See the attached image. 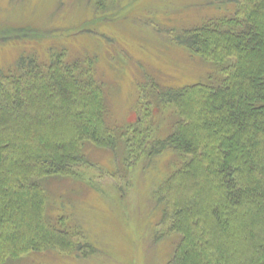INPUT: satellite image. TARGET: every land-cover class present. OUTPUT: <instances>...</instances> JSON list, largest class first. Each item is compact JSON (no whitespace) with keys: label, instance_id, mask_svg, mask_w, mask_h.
<instances>
[{"label":"trees","instance_id":"1","mask_svg":"<svg viewBox=\"0 0 264 264\" xmlns=\"http://www.w3.org/2000/svg\"><path fill=\"white\" fill-rule=\"evenodd\" d=\"M87 1L95 17L120 7ZM217 1L232 9L171 35L224 79L155 86L139 121L123 128L106 122L93 60L48 48L54 30L0 34V43L31 41L43 52L25 49L0 66V264H37L39 254L53 251L78 259L99 253L85 231L56 216L85 179L82 167L94 166L85 142L123 150L126 162L174 155V169L152 197L163 212L160 225L180 237L166 264H264V0ZM165 110L174 124L159 138L148 124ZM67 179L68 189H54Z\"/></svg>","mask_w":264,"mask_h":264},{"label":"rangeland","instance_id":"2","mask_svg":"<svg viewBox=\"0 0 264 264\" xmlns=\"http://www.w3.org/2000/svg\"><path fill=\"white\" fill-rule=\"evenodd\" d=\"M116 1L120 7L95 17L87 0H0V34L15 27L54 30L49 49H66L72 58L93 60L104 85L110 127L136 124L155 86L218 85L224 79L216 64L188 53L172 41L171 33L199 26L218 12L225 15L231 6L217 0ZM33 43H0V66H11L26 50L43 53ZM39 46L45 50L47 44ZM167 110L148 124L159 138L172 131L174 117ZM84 153L94 166L82 167L85 179L75 183L74 199L63 203L64 212L56 216L66 217L71 229L85 231L99 253L78 259L47 252L38 255L37 264H166L180 237L160 225L163 212L152 197L174 169V155L126 162L125 151L90 142H85ZM70 180L53 187L68 189Z\"/></svg>","mask_w":264,"mask_h":264}]
</instances>
